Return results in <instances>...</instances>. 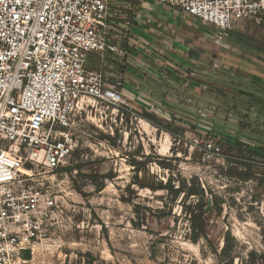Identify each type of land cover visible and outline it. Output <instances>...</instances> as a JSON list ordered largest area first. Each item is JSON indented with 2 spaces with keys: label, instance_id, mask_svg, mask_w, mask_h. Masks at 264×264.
Here are the masks:
<instances>
[{
  "label": "rangeland",
  "instance_id": "rangeland-1",
  "mask_svg": "<svg viewBox=\"0 0 264 264\" xmlns=\"http://www.w3.org/2000/svg\"><path fill=\"white\" fill-rule=\"evenodd\" d=\"M124 5L121 22L128 21L131 30L141 27L136 23L143 19L140 14L169 7L158 0ZM176 11V27L184 25L182 41L195 35L194 41L205 47L204 68L194 67L193 76L186 70L165 71L161 79L170 81L169 87L161 85L164 91L154 93L150 85L159 84L144 83L146 95L126 98L127 109L94 103L73 117L68 130L76 146L64 165L72 168H44L34 183L55 206L28 264H250L249 251L258 255L256 264H264V183L230 175L244 172L248 162L253 175L264 177V156L246 149L264 147V50L255 49L264 47V22L228 32ZM88 60L94 68L100 56L90 52ZM142 111L157 115L175 133L155 127ZM236 140L247 146L239 151L232 146ZM192 177L222 208L220 215L213 209L204 215L209 241L188 240L182 195L170 216L151 215L168 200L166 191L155 187L169 178L177 187ZM134 204L141 207L140 218ZM228 229L234 239L228 254L232 263L214 252L220 251Z\"/></svg>",
  "mask_w": 264,
  "mask_h": 264
},
{
  "label": "built area",
  "instance_id": "built-area-1",
  "mask_svg": "<svg viewBox=\"0 0 264 264\" xmlns=\"http://www.w3.org/2000/svg\"><path fill=\"white\" fill-rule=\"evenodd\" d=\"M158 1L222 31L264 22V0ZM126 2L0 0V264H28L43 235L55 200L34 183L68 163L73 117L94 103L128 108L112 63L124 64L133 39Z\"/></svg>",
  "mask_w": 264,
  "mask_h": 264
},
{
  "label": "crops",
  "instance_id": "crops-1",
  "mask_svg": "<svg viewBox=\"0 0 264 264\" xmlns=\"http://www.w3.org/2000/svg\"><path fill=\"white\" fill-rule=\"evenodd\" d=\"M164 8L163 12L160 10L156 12L154 8L140 14L143 19L136 20V23L141 27L138 29L132 27V32L137 36L134 35L133 42H130L128 46V54L123 61L124 64L115 60L112 62L113 68L122 77L120 89L125 100L135 96L138 98L143 97L141 94H145L143 93L145 91L144 87H146L144 83L147 82L159 84L152 83L150 85L147 83V86L150 85L156 88L154 93L161 92L163 90L162 86L169 87L167 84L170 81L165 83L161 79V75L165 71L172 72L175 69L183 72L186 70L189 76H193L197 74L194 67L204 68L203 64L207 60V55L203 53L205 47L194 41L195 35L189 37L185 42L182 41L181 30H183L184 25L176 27L177 25L174 23L177 22L175 15L177 8ZM115 63L120 64L121 68L117 69ZM136 84H139L138 87H135ZM136 89L137 91H135Z\"/></svg>",
  "mask_w": 264,
  "mask_h": 264
},
{
  "label": "trees",
  "instance_id": "trees-1",
  "mask_svg": "<svg viewBox=\"0 0 264 264\" xmlns=\"http://www.w3.org/2000/svg\"><path fill=\"white\" fill-rule=\"evenodd\" d=\"M228 32H234V31L229 30ZM255 49L257 51L262 52L264 50V47L258 44L255 46ZM100 63L101 62H99V64L95 66L96 68L94 67L92 69H99L101 67ZM115 66L117 69L121 68L120 64L118 63H115ZM88 67L91 68L90 66ZM140 114L142 118H144L146 121H148L155 127L162 128L170 134L175 133L174 130L166 126L168 123L163 124L160 117H158L157 115L149 111H142ZM232 144H233L232 146L236 147V149H238L239 151H242L243 149L241 147H244L245 145L243 144V141H239V140L233 141ZM246 149L248 150V153L250 155L262 156V157L264 156L263 146L257 147L256 149H251V148H246ZM244 165H245L244 172L239 171L237 173H230V175L231 176L235 175L236 177L242 180L254 179L258 181L259 185H262L264 183V177L253 175V173L251 172L252 165L250 163L245 162ZM58 168L62 170H65V169L70 170L72 167L63 166V167H58ZM92 176L96 177V175H92ZM172 181L173 180L169 178L165 184L161 183L159 187H155V189L156 188L164 189L167 193L168 200L164 202V205H163L164 207L162 209H157V211L155 213L154 212L151 213V215L154 216L156 219H161V218L170 216L171 211H172L171 208H172L173 202H175L177 197L182 195L180 199V207H181V212L184 214L185 218L188 221V225H189L188 240L192 243H197L200 238H204L205 240L209 241L207 234L205 232L204 215L210 209H213L217 215L221 214L222 208L218 203V198L211 193H209V198H207L205 194V190L200 186L196 177H192L190 179H184V178L181 179L178 182L177 187H175ZM102 187H103L102 184L98 185V189H101ZM152 188L154 189V187ZM133 207H134V212L136 213V216L140 218L141 216L140 208L141 207L137 204H134ZM223 241H224L223 246L221 247L218 253L216 250L214 249L213 250L220 259L227 255L228 258H230L231 260L230 263H232L233 257L232 256L229 257L228 254H230V252L232 251L234 239L232 235L230 234L229 229L225 232ZM23 256L27 259L29 257V252L28 251L24 252ZM248 256L250 258V262H251L250 264H256V262H258V255L254 251H249Z\"/></svg>",
  "mask_w": 264,
  "mask_h": 264
}]
</instances>
